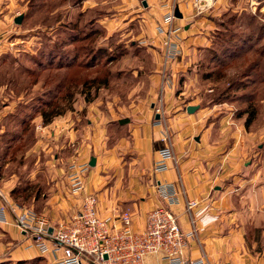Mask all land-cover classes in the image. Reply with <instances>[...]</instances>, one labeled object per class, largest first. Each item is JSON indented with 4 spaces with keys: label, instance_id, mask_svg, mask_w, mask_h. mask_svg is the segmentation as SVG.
<instances>
[{
    "label": "rangeland",
    "instance_id": "rangeland-1",
    "mask_svg": "<svg viewBox=\"0 0 264 264\" xmlns=\"http://www.w3.org/2000/svg\"><path fill=\"white\" fill-rule=\"evenodd\" d=\"M7 1L11 4L0 6V20L12 29L5 39L15 45L10 50L0 49V204H10L11 200V205L32 210L55 226L56 222H51L54 213L50 202L61 199L66 203L82 196L84 187L77 195L71 190L70 178L74 176L70 177L73 173L70 167L84 164L72 157L66 167H62L68 181L67 190L63 184L67 191L63 195L62 186L60 191L54 186L61 176L55 167V150L39 143L44 140L48 147L52 139L50 131L43 132L46 137L40 139L38 128L44 124L41 114L54 108L62 112L61 122L68 120L67 124L75 122L78 127L86 128L88 121L98 120L88 115L91 106L104 109L107 103L114 108L131 106L133 101H148L156 94L153 113L159 118L154 121L161 125L162 93L170 89L194 92L202 106L217 107L207 123L214 124V137L223 140L227 151L235 138L252 139L254 151L258 150V144L264 146V134L261 136L264 131V65L252 73L245 71V64L254 54L250 47L264 43V0H231L230 7L218 16H212L216 9L214 0L203 3L198 0V6L204 8L201 17L207 14V23L211 21L215 26L211 46L197 52L187 72L181 71L184 56L181 34L185 22L190 23L197 17L184 16L171 2L163 4L153 0L149 5L146 0ZM123 7L135 10L126 21H122ZM176 9L181 18L175 17ZM241 9V20L227 26L226 32L221 22L230 15L240 19ZM20 15L21 23L15 24L14 19ZM61 51L74 58L75 66L55 71L51 58L62 55ZM86 63L89 69L82 67ZM240 71L246 74L241 75ZM247 74L251 76L243 78ZM229 80L236 85L229 87ZM86 81L95 82L86 86ZM238 84L243 89H237ZM248 118L251 123L245 127ZM87 167L80 179L83 186L89 164ZM8 181L10 185L6 187ZM75 211H69L61 222H69L79 212ZM98 216L108 219L100 217L99 213ZM0 225L8 227V224ZM10 226L15 227L13 220ZM110 226L114 225L110 223ZM24 242L30 248L32 238L23 237L21 243ZM8 243V237L0 231V249H4L0 253V264L50 262L46 256L20 262L9 260L10 251L4 247ZM15 245L12 243V248Z\"/></svg>",
    "mask_w": 264,
    "mask_h": 264
},
{
    "label": "crops",
    "instance_id": "crops-1",
    "mask_svg": "<svg viewBox=\"0 0 264 264\" xmlns=\"http://www.w3.org/2000/svg\"><path fill=\"white\" fill-rule=\"evenodd\" d=\"M146 1L152 5L153 0ZM158 1L177 5L184 16L191 14L193 18L197 17L190 23L185 22L181 34L184 39L181 71L187 72L197 52L211 46L210 38L215 25L211 21L207 23V14L201 17L204 8L198 6V0ZM199 1L203 3L207 0ZM7 2L0 0V6L4 7ZM230 3L231 0H214L213 7L216 9L212 11V16L227 10ZM129 9L131 7H123L122 21L134 14L135 10ZM7 27L0 20V49L10 50L15 44L5 39L12 31ZM53 59L58 62L57 57ZM69 67L56 65L54 69L60 71ZM175 74H172L173 82ZM170 90L162 93L161 125H156L154 121L158 116L153 113L157 97L155 94L148 101H133L131 106L118 105L114 108L110 103H107L105 109L91 106L88 115L92 114L98 120L88 121L86 128L78 127L75 122L67 124L65 118L61 122V115L48 124H41L39 128L36 126L40 139L46 137L43 132L50 131L52 139L48 147L44 140L39 143L44 148L55 150V167H58L56 169L61 176L54 186L59 191L60 186L63 188L64 184L65 188L68 185L62 167H66L72 157L87 165L92 158L95 160V166L88 171L80 198L69 199L66 202L68 206L61 199L59 202H50L54 213L51 222L61 223L69 211L73 209L77 212L80 209L83 196L94 194L100 217L110 219L118 228L119 216L127 208L132 214L131 229L142 232L146 227L148 212L163 205L157 187L173 184L180 193V203L171 208L183 232L189 233L191 230L189 218L184 211L185 202H200L195 210L199 212L195 223L197 238L188 239L187 254L190 258L204 256L211 264H264L263 144H258V150L254 151L252 139L235 138L227 151L223 140L214 137V124L207 123L212 110L217 107L210 109L202 106L199 96L194 92ZM188 107H197V110L188 114ZM263 134L264 131L261 136ZM166 143L172 147L175 162L169 163V169L165 172L154 173L157 150ZM9 183H6V187H9ZM65 190L63 195L67 193ZM0 231L10 241L4 246L6 251H10L9 260L24 261L41 257L34 248L26 247V242L21 243L23 236L16 227L0 225ZM12 243H16L13 248ZM2 252L3 248L0 249ZM46 259L50 260V257L46 256ZM157 263L158 258L149 259V264Z\"/></svg>",
    "mask_w": 264,
    "mask_h": 264
},
{
    "label": "built area",
    "instance_id": "built-area-1",
    "mask_svg": "<svg viewBox=\"0 0 264 264\" xmlns=\"http://www.w3.org/2000/svg\"><path fill=\"white\" fill-rule=\"evenodd\" d=\"M158 152L154 173L165 172L175 159L169 143ZM87 166L70 167L73 172L70 177L74 176L70 178L71 190L75 195L85 188L80 179ZM157 192L163 205L148 212L142 232L131 229L129 210L121 212L118 228L110 226V219H100L96 197L91 194L83 196L79 212L67 223L51 226L32 210L1 203L0 224L10 225L13 220L21 236L32 238L30 247L41 257H50L49 264H149L150 258H158L157 264H211L204 256L190 258L187 254L188 239L197 238L195 223L199 212L195 210L200 202L187 200L184 204L191 227L185 233L171 208L180 203L178 190L173 184H164L157 187Z\"/></svg>",
    "mask_w": 264,
    "mask_h": 264
},
{
    "label": "trees",
    "instance_id": "trees-1",
    "mask_svg": "<svg viewBox=\"0 0 264 264\" xmlns=\"http://www.w3.org/2000/svg\"><path fill=\"white\" fill-rule=\"evenodd\" d=\"M243 13V12H242ZM241 14V13H240ZM245 14V13H244ZM243 14L239 15L240 19H238V17L236 15H230L226 18V21H222L220 26L222 28H224L226 30V27L227 26H231L233 25L235 22H238L239 20H241V17H242ZM252 21H255L256 19H252ZM264 27V26H263ZM260 30V29H258ZM227 32V30H226ZM243 38V37H242ZM246 40H249V39H246ZM245 39H243V41H246ZM249 45V44H247ZM262 45V46H261ZM261 45H258L256 46V48H252L250 47L249 50H253L254 51V54L252 55V57H250L252 60L248 61V63H246L245 65L246 68H245V71H248V73H252L253 71H255L260 65H264V43H262ZM62 52V55H59V56H53V57H57V61H55L53 59V57L51 58L52 61L51 63H54L52 65H63V67H74L75 64L73 63L74 62V58H70L69 56H66L65 53ZM64 59V61H59V59ZM91 59V62H95V59L94 58H90ZM111 61V60H110ZM64 63V64H63ZM241 64L237 65V67L239 68ZM84 69H89V66L86 64H84L82 66ZM245 71H240L239 73H241V75H244L246 74ZM251 75L247 74L245 75L243 78H249ZM70 82V81H69ZM68 82V83H69ZM95 81H86L84 83V85H89V84H93ZM229 87H234L236 85V82L232 81V80H229ZM67 83V81H66ZM241 83V82H240ZM237 89H243V86H240L238 84L237 86ZM90 92V90H89ZM258 92V91H257ZM262 92V91H261ZM55 109V108H54ZM54 109L52 111H47V112H43L41 115H42V118H43V123L44 124H48L52 121L53 118L55 117H58L60 115H62V112L61 111H54ZM251 123V118H248L246 121H245V127H248L249 124ZM20 262V261H19Z\"/></svg>",
    "mask_w": 264,
    "mask_h": 264
},
{
    "label": "water",
    "instance_id": "water-1",
    "mask_svg": "<svg viewBox=\"0 0 264 264\" xmlns=\"http://www.w3.org/2000/svg\"><path fill=\"white\" fill-rule=\"evenodd\" d=\"M174 15H175L176 18H181V14L179 13V11H178L177 9L175 10ZM21 21H22V16H21V15L18 16V17H16V18L14 19V23H15V24H20ZM196 110H197V107H188V108L186 109V112H187L188 114H192V113H193L194 111H196ZM158 118H159V116H156V119H158ZM89 166H90V167H94V166H95V160H94V158H92V159L90 160V162H89Z\"/></svg>",
    "mask_w": 264,
    "mask_h": 264
}]
</instances>
